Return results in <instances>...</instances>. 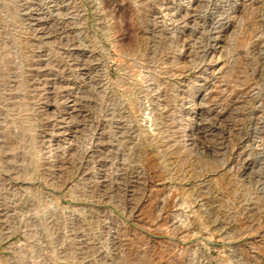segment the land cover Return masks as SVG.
<instances>
[{
    "label": "rangeland",
    "instance_id": "1",
    "mask_svg": "<svg viewBox=\"0 0 264 264\" xmlns=\"http://www.w3.org/2000/svg\"><path fill=\"white\" fill-rule=\"evenodd\" d=\"M0 264H264V0H0Z\"/></svg>",
    "mask_w": 264,
    "mask_h": 264
}]
</instances>
